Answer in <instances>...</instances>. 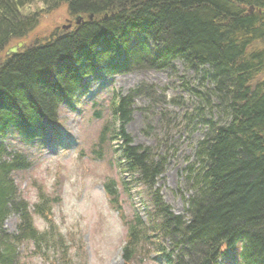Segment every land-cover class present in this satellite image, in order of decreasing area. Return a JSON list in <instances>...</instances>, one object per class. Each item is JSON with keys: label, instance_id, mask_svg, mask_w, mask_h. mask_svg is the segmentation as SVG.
<instances>
[{"label": "trees", "instance_id": "obj_1", "mask_svg": "<svg viewBox=\"0 0 264 264\" xmlns=\"http://www.w3.org/2000/svg\"><path fill=\"white\" fill-rule=\"evenodd\" d=\"M35 1L0 0V52L23 42L0 59V264L34 257L86 264L83 247L71 251V239L53 222L50 205L59 198L40 194L31 210L16 176L32 167L30 147L47 126L55 129L60 107L85 93L84 78L139 69L178 77L190 99L187 106L171 99L185 108L180 119L174 110L159 113L164 138L172 128L199 137L185 168L191 194L185 213L176 214L156 187L166 164L157 154L161 144L135 146L125 132L138 97L159 105L156 86L112 94V123L103 125L98 142H121L114 148L118 167L147 197L144 219L135 210L125 219L112 182L103 185L126 229L120 264H221L238 245V264H264V0H43L44 7L28 11ZM62 7L79 23L25 42L42 16ZM150 127L146 121L143 132L151 134ZM9 216L15 224L8 231Z\"/></svg>", "mask_w": 264, "mask_h": 264}, {"label": "rangeland", "instance_id": "obj_2", "mask_svg": "<svg viewBox=\"0 0 264 264\" xmlns=\"http://www.w3.org/2000/svg\"><path fill=\"white\" fill-rule=\"evenodd\" d=\"M44 6L43 0H36L28 11ZM68 20L73 22L72 17L66 16L64 7L46 13L24 40L32 43L34 38L44 39L55 29L68 30L63 28ZM5 53L0 52V59ZM177 65V75L180 76L184 72L179 62ZM188 75H192V72L189 71ZM142 83L156 86L155 96L160 99L159 105L149 107L151 101L148 96L138 97L125 132L135 146L153 147L161 144L157 154L164 156L166 164L157 179L156 187L174 213L184 214L185 199L191 194L185 183V168L193 161V144L199 134L196 131L190 133L184 129L172 128L164 138V127L161 126L159 113L162 109L174 110L175 117L178 115L180 119L185 108H176L171 99L176 96L184 101L185 106L190 104V99H185L188 94L181 90L178 77L170 78L163 71L139 69L113 75L98 72L84 78L85 93L76 97L71 104L66 103L60 107L59 123L55 129L51 130L47 126L42 140L30 147L32 167L16 176V184L31 210L39 202L40 194L49 200L59 198L57 203L52 201L50 205L53 222L68 240L71 239L68 241L71 251L83 247L86 264L121 263L120 251L126 229L116 210L109 204L103 187L105 183L112 182L125 219H130L133 210L144 217L147 200L145 190L118 167L114 148H118L121 142L113 140L112 147L107 142H98L103 125L112 123L109 114L112 94H125ZM95 112H99L101 117L96 118ZM146 121L151 124L149 135L143 132ZM92 151L100 152L101 157ZM123 180L126 181L127 191L121 187ZM41 206L46 209L48 203L44 201ZM32 219L40 230L46 228V222L38 215L32 213ZM14 224V216H9L4 221V227L8 231L13 230ZM239 248L240 245L221 264H238ZM27 260L29 264H51L38 257ZM72 262L82 264L81 259L75 257Z\"/></svg>", "mask_w": 264, "mask_h": 264}, {"label": "water", "instance_id": "obj_3", "mask_svg": "<svg viewBox=\"0 0 264 264\" xmlns=\"http://www.w3.org/2000/svg\"><path fill=\"white\" fill-rule=\"evenodd\" d=\"M249 10L252 11V10H253V7L251 6V7L249 8ZM91 18H92V16L90 15V16H89V19H91ZM79 21H80V18H79V17L76 18L75 20H73V22H74L75 24H78ZM70 26H71V22H68V24H66V25L63 26V28H64V29H67V28H69ZM21 46H22V42H18L16 45H13V46L9 47V48L7 49L6 52H7L8 54H9V53H16L17 50H18Z\"/></svg>", "mask_w": 264, "mask_h": 264}]
</instances>
